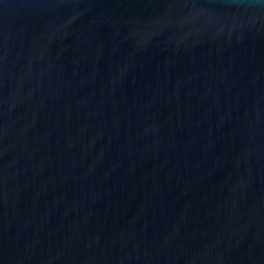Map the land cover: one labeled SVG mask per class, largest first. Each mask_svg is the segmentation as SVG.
<instances>
[{"label": "water", "instance_id": "obj_1", "mask_svg": "<svg viewBox=\"0 0 264 264\" xmlns=\"http://www.w3.org/2000/svg\"><path fill=\"white\" fill-rule=\"evenodd\" d=\"M0 264H264V0H0Z\"/></svg>", "mask_w": 264, "mask_h": 264}]
</instances>
